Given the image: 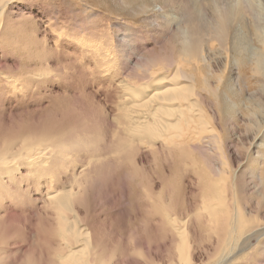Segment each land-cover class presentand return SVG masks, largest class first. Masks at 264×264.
Returning <instances> with one entry per match:
<instances>
[{
    "label": "rangeland",
    "instance_id": "1",
    "mask_svg": "<svg viewBox=\"0 0 264 264\" xmlns=\"http://www.w3.org/2000/svg\"><path fill=\"white\" fill-rule=\"evenodd\" d=\"M4 1H0V8L2 7L0 15L5 13L6 16L5 18H2L4 15L0 16V28L2 29V31L0 29V84L4 74L13 75L16 78L13 76L12 78L17 80L18 77L22 80L24 76H29L31 79L34 78V81L38 80V83L33 84V86L37 85L32 86L34 90L32 88L22 91L23 94L16 90L15 93H9L6 91L8 87L3 89L0 87L1 131H4L6 127L16 129L21 122L27 126L31 124L37 126L39 123L44 125L50 119H60V113L66 112L67 109L68 111L78 110L77 112L82 114L89 110L91 114L95 110L99 113L100 108L90 104L89 92L95 93L96 98L104 102V93L97 85L102 80L105 85L104 89H108L111 87L109 79L113 77L117 79L121 76L125 78L126 76H138L143 74L141 72L146 65L145 69H155L151 67V62L154 63L157 56L163 55L165 60H170L175 55L173 53L175 32L185 26L183 14H186L187 10L183 0H6V4L3 3ZM258 2L264 12V0ZM203 22L206 20L204 19ZM241 30V42L244 47L238 54L230 44L221 47L217 41L212 42L214 48L206 57L210 67L207 68L201 63L199 65L202 66L200 71L209 84L208 88L204 89L205 91L200 85L202 82H200L201 74L198 73V69L187 68L188 71H194L196 86L197 88L199 86L200 89H198L200 93L202 92L200 99H202L203 108L207 118L212 120L210 121L212 127L210 126L211 128L200 134L204 142L199 147H193L194 151L191 148L193 160L196 157L194 166L199 169L204 167L206 172L214 171L216 167L218 170H223L220 175H195L193 170H190L192 168L189 164L186 168L187 172L184 170L183 175H177L175 172L178 178L175 173L161 175L160 167L164 161H171L175 167L178 163L176 155L162 156L161 153L156 155V160L150 161L148 171L150 169L151 171H147L149 175H132L133 166L131 164V167L129 164L119 167L113 157L104 162L103 165L107 164L96 174L90 175L92 180H88L89 193L85 200L88 219L93 225L96 221V226H94L102 230V234L105 233L104 238L108 240L111 238L113 243L115 240L117 243L120 241L121 245L120 243L114 245H119V248L121 246V249L126 247L120 250L122 253L116 252L121 256L116 254L120 259L118 260L115 256L117 258L115 264H118V261L119 264H142V262L149 264V257L162 258L167 261L173 254H175L174 260L181 258L184 264H212V255H214L213 259L217 256L221 258L224 253L221 254L219 248H213L217 245H215L217 235L212 230H206L205 225L197 230L195 223H197L198 216L196 213L193 214L201 208V196H203L201 193L204 190L202 185L210 177L218 178L217 185L222 183L218 185V191L222 190L227 199L216 209L223 211L222 206H226L225 210L234 213L236 200L239 197L240 209L251 210L249 230H245L238 242L232 243L233 249L230 246L226 247V253L228 250L231 251L230 254H225L226 258L238 253L229 264H264V76L257 70H252L257 46H259L256 34L252 33L250 26L247 29L243 27ZM118 37H123L126 41H117ZM101 46L103 56L99 51ZM82 47L87 49V53L90 52L93 55V59L89 54L84 55ZM40 51L45 55L41 53L40 55ZM152 56L157 58L153 60ZM101 61H103L102 64H100ZM170 62L168 63L171 64ZM142 64L145 65L142 67ZM76 78L82 82L84 79L86 86L83 85L84 82L81 85V81ZM130 87L131 85L126 84L125 90L129 92ZM62 103L66 105L61 107ZM89 104L92 108L91 106L89 109L81 107L82 105L88 108ZM107 108L108 105L105 110ZM91 109L92 111L95 109L93 113ZM101 111L103 112L102 109ZM90 113H87L90 119H96V117L103 119L101 113L100 115L94 113L95 117ZM195 141H197L196 138L193 142L197 143ZM136 166L139 167L138 164ZM223 166L224 169H221ZM156 170L160 171L156 172ZM219 177L224 178L223 182ZM149 184L153 187H149ZM147 186L153 193L150 199H146L145 196L149 193ZM157 190L162 192L164 203L170 205V213L179 217L185 216V218L190 216L188 218L194 224L196 234L198 233L193 237L195 242L191 241L192 237L184 239L175 235L173 244L169 241V231L163 233L161 216L155 213L156 210L150 206L157 201H155L157 197L155 195L159 193L155 192ZM32 207L35 208L33 204L27 206L28 215ZM34 208L35 211H31L29 219L36 223L37 208ZM202 210L205 209H200L199 214L202 217L201 221L205 223L206 211L202 214ZM31 215L36 219L30 218ZM42 219L45 222L44 214ZM44 226L45 224L42 228ZM35 228L33 224L32 238L30 236L24 242V248L31 246L38 250L42 246V243L34 236L39 230L38 227ZM254 228L257 229L256 234L252 232ZM18 238L17 240L20 241L21 239ZM179 239L184 241L183 244L180 245ZM111 240H109L110 243ZM14 241V244H20L19 241ZM241 241H246V246ZM187 243L190 246L184 250V244ZM241 245L243 249L238 251ZM187 250L188 252H185ZM208 258H211L210 263H207ZM162 259L159 261H163Z\"/></svg>",
    "mask_w": 264,
    "mask_h": 264
},
{
    "label": "bare ground",
    "instance_id": "2",
    "mask_svg": "<svg viewBox=\"0 0 264 264\" xmlns=\"http://www.w3.org/2000/svg\"><path fill=\"white\" fill-rule=\"evenodd\" d=\"M5 1L4 4L8 0ZM258 1L183 0L187 9L186 14H183L184 17L182 16L185 26L175 32V44L173 46L175 55L170 60H165L163 55L157 56L158 58L152 56L153 60L157 58L154 63L150 59L151 67L155 69H145L146 65L144 67L146 71L148 70L146 75L144 74L146 71L142 69L141 73L143 74L138 76H126L127 78L121 76L117 79L113 77L109 79V86L111 87L108 89H104L103 80H100L101 85H97H99V88L101 87L100 90L104 93V102L98 100L95 93L89 92V96L87 94L91 100V102L89 101L90 104L100 108L99 113L93 109V111H96L94 113L99 115L101 113L103 119H97L99 117L90 119L89 114H87L90 113V110L89 112L85 111L91 106L89 104L88 108L81 105V107H85V109H81L85 111L84 114L78 113V110L70 109L68 111L67 109L66 112L60 113V119H50L44 125L39 123L40 126L33 124L27 126L21 122L16 129L5 126L4 131L0 130V264H115L114 262L117 261V258L119 260V256H121L120 253L119 255L116 252H121L120 250H124L126 247L124 246V249H121V246L119 248L120 241L118 242L119 245H114L117 243L116 240L113 243L110 238L111 244L107 238H104L105 233L102 234V230L95 227L96 221L95 226L91 224L92 221H89V215L85 207L86 196L89 193V187L87 186L90 185L88 183V180L91 179L90 175L96 174L100 168L107 164L103 165V163L109 161L112 157L119 167L127 164H129V167L133 166L132 175H149L148 172L151 171V169L148 171L149 163L151 160H156L155 157L159 153L162 156L176 155V161L178 160L176 167L171 161H164L165 164L162 163L161 167L158 166L161 171L156 170V172L160 171L161 175H173L177 172V175L181 176L184 170L187 172L188 164L195 175L212 176L222 173L223 170H218L216 167L214 171L209 170V172H206L204 167L199 169L194 166L196 157L193 160L191 148L199 147L204 142L200 138V134L212 127V123H210L212 120L207 118L206 111L203 108L202 99H200L202 92L200 93V87L198 86V89L196 86L194 71H188L187 68L198 69V73L201 74V88H203L202 90L207 89L209 86L208 80L200 71L202 66L199 65L201 63L207 68L210 67L206 57L210 55L211 50L214 48L212 42L217 41L221 47L230 44L238 54L244 47L241 42V29L243 27L247 29L250 26L259 43L256 58L253 60L254 68H251L264 76V12ZM4 14L1 13V15ZM207 14L209 18H207ZM5 17L4 15L2 18ZM204 19L206 22H203ZM116 40L125 39L118 37ZM40 46L42 48V45ZM101 48L102 46L99 47V51L102 53ZM82 52H84V55L89 54L91 58L93 57L90 52L87 53L86 48L82 47ZM40 53L45 55L42 51ZM169 61L172 63L169 64ZM102 63L103 61L100 64ZM144 65L142 64V67ZM13 74L16 73L13 72ZM12 76L4 74L0 84L1 89L8 87L6 91L9 93H15L16 90L18 93L23 94L22 91L31 90L35 86L33 84L38 81H34V78L31 79L29 76H24L22 80L19 77L18 80L14 79ZM16 76L18 75L16 74ZM76 80L80 79L76 78ZM83 82L81 81V85L83 83L86 86L84 79ZM126 84L131 85L129 92L125 90ZM64 103L61 104V107L66 105ZM107 105V110L110 111L105 110ZM94 113L90 114L95 117ZM195 138L197 143L193 142ZM173 157L175 159V156ZM221 169H224V166ZM151 174L153 173L151 172ZM219 179L223 182L224 178L219 177ZM216 180L218 178L212 179L211 177L207 181L204 180V182L206 181L202 185L204 194L200 192L203 195L201 196L200 209H205L202 210V214H204L203 211H206V215H204L206 216L205 223L201 221L200 209H197L193 214L196 213L198 216L197 223H195L197 230L198 228L202 229L204 225L206 230H212L217 235V240L215 239L217 242L215 245H217L213 248H219L221 254L224 253L223 256L219 254L222 256L221 258L217 256L218 260H216L217 258L213 259L214 255H212V264L215 260L214 264H229L238 253L226 258L225 256L231 253L230 250H228V253L225 252L226 247H231L232 243L238 242L245 230H249L251 227V210L240 209L238 205L240 202L239 197L236 200L234 213L225 210L226 206H222L223 211L222 209H216L227 200L223 191H218V185L222 183L217 185L219 181ZM177 181L179 179L176 180L175 185H177ZM150 185L149 187H153ZM149 187L147 190L149 193L144 187V190L148 193L145 195L146 199L153 197ZM164 187L166 188V186ZM173 188H176V186H173ZM172 193L174 194V192ZM234 195L237 196L235 193ZM155 197V201H157L153 203L149 201L152 203L150 206L156 210L155 213L160 214L162 231L163 233L169 231V241H174L175 235L180 238L191 239V237L193 238L198 234L194 230L195 227H193L194 224L191 219L188 218L190 216L185 218V216L179 217L170 213V205L164 203L162 192H159ZM29 204L35 206V208L32 207L31 211L33 208H37L36 216L38 220L37 222L35 220L36 223L31 222L29 219L31 211L29 210V215L26 213ZM43 214L45 222L42 219ZM32 215L30 218L34 217ZM34 218L36 219V217ZM32 223L39 229L36 230L37 232L34 235L42 243V246L39 243L41 247L38 250L31 246L24 248V242L30 236L32 238ZM43 224L45 226L42 228ZM14 226H17L16 230ZM256 230L254 228L252 232L256 234ZM17 238L21 240L19 241ZM182 239H179L180 245L184 242ZM14 240L19 241L20 244H14ZM191 241H194V238ZM245 242L242 243L245 245ZM189 243L191 244V242ZM189 246L188 243L184 244V250ZM231 248L233 249V247ZM242 249L243 245L238 251ZM188 250L185 252H188ZM116 254L119 256H116ZM174 255L168 257L167 261L162 258L163 261H159L161 259L153 257H149L148 261L149 264H184V260L182 262L181 258L174 260ZM211 258H208L207 263H210L209 259Z\"/></svg>",
    "mask_w": 264,
    "mask_h": 264
}]
</instances>
